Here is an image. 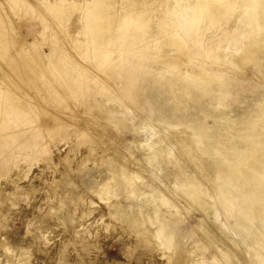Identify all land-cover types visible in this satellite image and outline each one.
I'll use <instances>...</instances> for the list:
<instances>
[{"label": "rangeland", "instance_id": "obj_1", "mask_svg": "<svg viewBox=\"0 0 264 264\" xmlns=\"http://www.w3.org/2000/svg\"><path fill=\"white\" fill-rule=\"evenodd\" d=\"M4 1L0 0V11L7 9L11 31L7 32L10 37L7 35L6 40L10 41L8 50L13 53L17 44L31 41L28 27L37 26L39 20L31 9L21 10L23 7L17 9L12 5L16 12L10 11V2ZM19 9L21 12L17 14ZM72 18L69 27L74 25ZM220 32H207L203 48L209 39L216 41ZM42 50L47 51L45 46ZM169 52V46L160 47L159 54L164 59H172ZM254 55L259 63L246 67L248 84L234 86L229 99L213 85L206 93L199 94L196 87L187 92L185 86L193 84H188L187 78L177 77L176 68L165 67L161 58H151L137 74L131 70L113 72V80L120 83L117 90L106 89L103 81L70 93L58 90L62 94L59 99L49 96L38 82L32 81L31 85L25 81L21 66L11 70L5 60L6 64L0 61V91L25 92L35 106L26 116L19 114L5 132H0V136L18 135L16 139L0 138V264H195L197 259L216 255L215 248L230 258L226 261L217 255L216 264H256L254 254L264 261L263 249L251 236L238 234L239 221L226 214L225 205L211 206L213 199H208L211 197H207L206 190H215L214 182L206 169L189 160L187 132L175 127L200 125L220 139L248 132L251 125L259 128L264 119V83L256 72L264 73V49H257ZM237 78L241 80V76ZM60 84L63 86V81ZM115 98L117 106L110 102ZM4 105L0 100V106ZM15 105L19 103L13 102L12 108ZM125 106H130V114L120 113ZM70 116V127L54 128L57 119L64 117L67 124ZM4 117L0 113V131L7 121ZM40 126L51 131H38ZM21 129H27L28 134L19 136L16 131ZM35 133L38 137L31 140ZM15 140L25 142L24 146H14ZM144 142L152 147L158 144L159 149L144 148ZM34 144L37 146L33 147ZM171 151L180 165L168 162ZM149 153L154 159L146 160L152 157ZM138 170L139 180L130 186L137 195L134 191L129 198L123 192L126 187L122 173ZM184 171L186 174H182L189 177L179 175V178L177 173ZM193 175L197 177V196L204 199H199L200 203L210 204L207 210L196 200L186 202L187 192L181 186ZM150 188L162 189L160 193L164 191L180 207L173 218L170 212L161 211L174 236L168 250L152 239L151 230L155 226L136 227L129 219L119 217L136 214L138 205L145 203L141 194ZM104 191L110 195L104 196ZM146 228L149 230L145 231ZM205 236L211 242L210 247ZM176 245L179 254L174 258L169 253Z\"/></svg>", "mask_w": 264, "mask_h": 264}, {"label": "bare ground", "instance_id": "obj_2", "mask_svg": "<svg viewBox=\"0 0 264 264\" xmlns=\"http://www.w3.org/2000/svg\"><path fill=\"white\" fill-rule=\"evenodd\" d=\"M5 1L6 4H9L7 1L10 2L8 6L13 12H16L15 6L17 9L23 7L21 10L31 9L30 12L34 13L35 19L39 21L37 26L29 25L28 27L27 31L30 33L31 41L17 44L14 52L12 53L10 50V53L8 50L10 41L6 39L10 37L7 32L11 31V22L7 19V17L9 18L6 14L7 9L6 13L2 11L3 9L0 11V61L5 60L11 70L21 66L20 72H24L22 78L30 82L31 85L32 81L38 82L54 99L61 98L62 94L58 90H63L64 93H70L75 89L85 90L90 84H102L103 81L106 89L117 90L120 83L113 80L114 73H118L120 70L128 73L127 71L131 70V73L137 74L141 71V66L151 58H161L165 67L176 68L177 77L187 78L188 84H193L185 86L187 92L196 87L199 89V94L206 93L216 86L221 90V95L229 99L233 95L234 86L248 84L249 80L245 81V79L250 76L246 74L248 71L246 67H255L259 61L254 54L257 49H264V0ZM31 1L34 3L31 4ZM72 17H75V20ZM71 18L74 25L69 27L68 23L71 22ZM211 30H221L220 36L216 41L209 39L210 42L204 49L203 37ZM3 40L6 41L3 42ZM163 45L170 47L168 54L172 56V59H164L159 54L160 47ZM43 46L47 51L42 50ZM151 50H155L154 54L147 53ZM110 68H114L113 71ZM232 70H234V74H232ZM254 71L256 72L255 68ZM256 74L264 83V73L256 72ZM238 76H241V80L237 78ZM60 81H63V86ZM16 89L22 91L19 87ZM14 92L3 94L0 91V100L5 104L3 107L0 106V113L5 115L4 119L7 120L5 124L1 125L0 132H5L19 114L26 116L35 107L25 92L22 94ZM117 99L109 101L117 106ZM13 102L19 103V105L12 108ZM118 108L120 107L118 106ZM9 110L10 113H8ZM130 112H132L130 106H125V109H121L120 113L127 115ZM63 118L56 120L54 128L70 127L71 116L67 120L69 121L67 124ZM176 126H178V130L183 129L187 132L185 138L189 160L195 162L196 166L206 169L205 173L214 182L215 190L205 189L210 194L206 196L211 197L208 199L214 201L210 203L211 206H214L212 203L215 205L224 204L226 214L235 217L237 222L239 221L236 224L238 234L243 233L251 236L253 242L264 251V119L260 121L259 128L251 125L248 132L235 134L228 139L215 138L200 125L177 124ZM49 130L40 126L38 131ZM16 132L20 133L21 137L28 134L27 129ZM2 136L3 134L0 138L16 139L18 135L6 134ZM36 137H38L37 133L30 136L31 140ZM159 141L161 140L159 139L157 142ZM23 143L25 142L15 140L14 146L22 147ZM37 144H34L33 147H36ZM156 145L158 144L154 145L155 148ZM164 145L161 147L163 150ZM142 146L150 147V149L152 147L146 142ZM160 151L162 150L160 149ZM170 157L167 155L168 162L179 164L176 154L172 152ZM152 158L154 159V156L146 160ZM178 159L180 160V158ZM212 162L214 163L212 164ZM187 168L189 167L187 166ZM182 173L186 174L184 171L177 175H182L183 178L189 177L188 174ZM139 174V170L122 173L126 187L123 192L129 198L134 196L135 190L132 191L130 186L139 180ZM193 176H190L189 181L181 183L182 189L187 192L186 202L196 200L207 210L210 204L207 201H204L207 205L200 203L204 199L197 196V177ZM178 179L174 182L177 183ZM175 183L173 184L175 185ZM161 190L150 188L146 192L144 191L145 193H140L145 199H143L145 201L142 203L143 206H141L142 204L138 205L137 212L133 216L119 214V217L129 219L136 227L155 226L156 228L151 230L152 239L156 240L155 244L157 242L161 248L164 246L163 248L168 250L171 248L174 236L168 229L169 222L165 220L162 212H170L169 215L173 218L178 214L180 207L175 200L168 197L169 195L163 194L164 191L160 193ZM104 192H106L104 196L110 195L108 191ZM134 193L137 195L136 191ZM170 196L173 197V195ZM227 229H230V226ZM231 229L234 230L233 226ZM148 230L146 228L145 231ZM205 239L210 247L211 242L207 237ZM5 248L2 245V249L5 250ZM207 248L208 246L205 249ZM171 250L169 255L174 257L179 254L178 246L177 248L172 247ZM215 251L216 255L207 259L204 257L197 259L195 264H216L218 256L229 261L230 258L224 251L217 250V248ZM167 252L165 253L167 254ZM254 256L257 259L256 264H264L258 255L254 254ZM167 257L168 259L172 258V256Z\"/></svg>", "mask_w": 264, "mask_h": 264}]
</instances>
